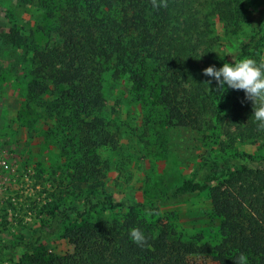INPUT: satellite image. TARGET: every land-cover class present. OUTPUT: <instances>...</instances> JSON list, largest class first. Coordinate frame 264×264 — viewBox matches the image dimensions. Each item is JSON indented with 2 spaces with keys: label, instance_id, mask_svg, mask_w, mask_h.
Returning <instances> with one entry per match:
<instances>
[{
  "label": "trees",
  "instance_id": "16d2710c",
  "mask_svg": "<svg viewBox=\"0 0 264 264\" xmlns=\"http://www.w3.org/2000/svg\"><path fill=\"white\" fill-rule=\"evenodd\" d=\"M251 1L168 0V7L159 10L150 0H57L51 8L42 3L52 24L42 47H31L24 106L29 110L33 103L53 123L62 152L73 161L72 182L86 185L89 194L78 207L48 209L28 240L19 241L30 252L19 264H236L241 254L248 264H264V168L256 166L264 158L221 155L220 141L264 143V131L257 130L243 91L225 87L221 96L228 104L223 103L216 98L215 81L208 86L210 78L202 74L206 67H220L215 22L224 33L246 28L238 59L262 60L264 11H251ZM106 75L133 87L150 85L167 127L206 129L211 147H220L218 155L202 162L196 180L182 181L160 203L97 190L108 162L95 152L117 145L115 131L97 113ZM203 192L219 220L214 244L199 235L185 237L159 217V206ZM67 220L77 223L63 228ZM132 228L145 234L148 246L131 241ZM57 233L69 252L36 250ZM7 249L9 242L0 246V256Z\"/></svg>",
  "mask_w": 264,
  "mask_h": 264
},
{
  "label": "rangeland",
  "instance_id": "374dc122",
  "mask_svg": "<svg viewBox=\"0 0 264 264\" xmlns=\"http://www.w3.org/2000/svg\"><path fill=\"white\" fill-rule=\"evenodd\" d=\"M56 1L0 0V246L10 243L0 264H19L22 254H30L18 243L28 240L31 231L47 218L48 209L78 207L89 194L86 185L72 182L73 161L62 152L53 123L33 103L29 110L24 106L31 47H42L52 24L42 3L51 8ZM249 9L264 11V0H252ZM213 25L220 67L240 60L239 47L248 30L230 34L218 23ZM260 56L264 59V51ZM221 92L216 98L228 104ZM155 96L150 85L138 88L104 77L97 113L115 131L117 145L95 152L108 162L98 191L104 189L114 198L160 203L182 181L196 180L202 162L221 152L220 147H211V131L167 127ZM220 141L224 147L221 155L237 152L264 158L262 141ZM256 166L264 168V163ZM159 217L185 237L199 235L210 244L218 240L219 220L211 213L206 192L159 206ZM76 223L67 220L63 228ZM35 248L53 254L71 250L60 233Z\"/></svg>",
  "mask_w": 264,
  "mask_h": 264
},
{
  "label": "clouds",
  "instance_id": "9594fccd",
  "mask_svg": "<svg viewBox=\"0 0 264 264\" xmlns=\"http://www.w3.org/2000/svg\"><path fill=\"white\" fill-rule=\"evenodd\" d=\"M153 9L168 7V0H150ZM204 76L210 79L205 83L209 86L215 81V91L229 89L243 91L244 99L251 102L252 118L257 124L258 131H264V59L257 60L244 57L232 63H223L219 68L214 65L202 70ZM209 88V87H208ZM131 241L138 247L148 246L145 234L139 228L129 231ZM236 264H248L247 257L241 254Z\"/></svg>",
  "mask_w": 264,
  "mask_h": 264
},
{
  "label": "built area",
  "instance_id": "2783aa9c",
  "mask_svg": "<svg viewBox=\"0 0 264 264\" xmlns=\"http://www.w3.org/2000/svg\"><path fill=\"white\" fill-rule=\"evenodd\" d=\"M3 166H4V168H6V167H7L5 164H4Z\"/></svg>",
  "mask_w": 264,
  "mask_h": 264
}]
</instances>
